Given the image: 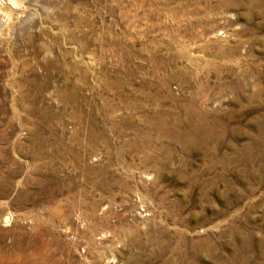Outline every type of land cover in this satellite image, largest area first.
<instances>
[{"label":"rangeland","instance_id":"obj_1","mask_svg":"<svg viewBox=\"0 0 264 264\" xmlns=\"http://www.w3.org/2000/svg\"><path fill=\"white\" fill-rule=\"evenodd\" d=\"M234 1L0 0V264H264V0Z\"/></svg>","mask_w":264,"mask_h":264},{"label":"bare ground","instance_id":"obj_2","mask_svg":"<svg viewBox=\"0 0 264 264\" xmlns=\"http://www.w3.org/2000/svg\"><path fill=\"white\" fill-rule=\"evenodd\" d=\"M10 2H12L13 4H15L16 2H17V0H9ZM233 1L234 0H224V3H225V5L226 4H230V3H233ZM234 2H236V1H234ZM223 3V2H222ZM239 3V2H238ZM151 97V96H150ZM157 103V102H156ZM159 110V109H158ZM157 111V110H156ZM160 111V110H159ZM196 115V114H195ZM198 116V115H197ZM151 118V117H150ZM158 118V121H162V120H164V118L161 116V114H158L157 116H156V119ZM200 122V121H199ZM198 121H196V123H199ZM194 125H196V124H194ZM156 128L158 129V130H160V131H165V126L164 125H162V126H156ZM167 128H172V129H176V127L175 126H168ZM191 129L190 130H187V131H185V133H186V141H187V144H186V146H185V148H186V152L188 153V152H190V150H189V148H192L194 145H196V144H198V142H200V141H202V143H203V141H204V137L205 136H203L202 135V130H204V127L201 125V126H191L190 127ZM190 132V133H189ZM41 133H43V130L42 129H40V128H37L36 129V133H35V135H34V137L31 139V142H32V144H33V146L34 147H36V149H38V150H43L44 148H45V145L46 144H44V143H46L44 140H42L39 136L41 135ZM97 134L94 132V129L92 128V127H90L89 128V131H88V140H89V148L90 149H94V148H96L97 147V145H96V142L98 141V139L100 138L101 139V143L102 144H108V140H107V138L106 137H99V136H96ZM100 135H102V133L100 132ZM204 145V144H203ZM21 146V145H20ZM55 147H60V142H57L56 143V146ZM128 148H127V150H131V149H133V148H136V147H134V145L133 144H128V146H127ZM35 149V148H34ZM63 149H64V147H63ZM69 150V149H68ZM67 151V150H66ZM65 151V152H66ZM22 152H24V151H22ZM36 152V151H35ZM39 154V153H38ZM41 155V154H40ZM39 155V156H40ZM35 156V155H34ZM37 156V155H36ZM44 156H45V154H44ZM38 157V156H37ZM48 157V156H47ZM52 158V157H51ZM246 158V157H245ZM55 160V159H54ZM249 160V159H248ZM247 162V161H246ZM94 172V174L96 175V177H95V179H98L100 176H101V172L100 171H93ZM16 173H15V171H13V172H8L7 173V176H6V178H8V179H10V178H12L14 175H15ZM94 178V177H93ZM104 183H106V182H104ZM108 183H110L109 181L106 183V184H102V185H108ZM110 186L111 185H108L107 187H105V188H107V189H110ZM10 188H11V186H10V184H8V185H6V186H4V187H2L1 189H0V195L2 194H7V192L10 190ZM20 194L22 195V196H24L26 193L25 192H20ZM10 221H11V217L9 216V215H7V216H5V218H4V224H6V225H8L9 223H10ZM183 242V241H182ZM175 250L176 249H173V253H175ZM181 253V252H180ZM186 253L184 252V255H183V257H182V259H183V262H186ZM181 259V260H182Z\"/></svg>","mask_w":264,"mask_h":264}]
</instances>
